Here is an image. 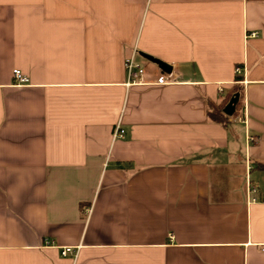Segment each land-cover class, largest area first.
<instances>
[{
	"label": "crops",
	"instance_id": "crops-1",
	"mask_svg": "<svg viewBox=\"0 0 264 264\" xmlns=\"http://www.w3.org/2000/svg\"><path fill=\"white\" fill-rule=\"evenodd\" d=\"M0 264H264V0H0Z\"/></svg>",
	"mask_w": 264,
	"mask_h": 264
},
{
	"label": "built area",
	"instance_id": "built-area-1",
	"mask_svg": "<svg viewBox=\"0 0 264 264\" xmlns=\"http://www.w3.org/2000/svg\"><path fill=\"white\" fill-rule=\"evenodd\" d=\"M253 35H256L254 33ZM140 52L139 50L134 47L132 49L131 54L126 58L125 60V69L127 72V84L128 86L132 85H139L144 83V78L146 74V67L139 60ZM237 72L241 73V68H237ZM14 76L19 84H24L29 81V78L27 75H25L20 69L14 70ZM169 83L167 76L163 75L158 78L157 84H167ZM126 137V130L121 126V124H118L115 132H114V138H125ZM251 140H253V137H250ZM75 252V248L73 247H66L63 249L62 254L68 255Z\"/></svg>",
	"mask_w": 264,
	"mask_h": 264
},
{
	"label": "water",
	"instance_id": "water-1",
	"mask_svg": "<svg viewBox=\"0 0 264 264\" xmlns=\"http://www.w3.org/2000/svg\"><path fill=\"white\" fill-rule=\"evenodd\" d=\"M141 55L144 56L145 58L149 59L150 61L156 63L159 65V67L167 73H171L172 72V66L167 64L166 62L155 58L149 54L143 53L141 52ZM240 100V93H236L234 94V96L230 99V101L228 102V104L225 106L224 108V113L228 116H233L236 113V109H237V105L238 102Z\"/></svg>",
	"mask_w": 264,
	"mask_h": 264
},
{
	"label": "trees",
	"instance_id": "trees-1",
	"mask_svg": "<svg viewBox=\"0 0 264 264\" xmlns=\"http://www.w3.org/2000/svg\"><path fill=\"white\" fill-rule=\"evenodd\" d=\"M236 94V93H235ZM234 96V95H233ZM211 117L215 120V121H219V122H224L226 123L229 119V116L226 115L224 113V109L223 107L220 108L217 111L211 112Z\"/></svg>",
	"mask_w": 264,
	"mask_h": 264
}]
</instances>
